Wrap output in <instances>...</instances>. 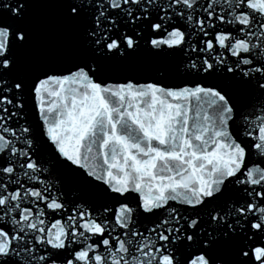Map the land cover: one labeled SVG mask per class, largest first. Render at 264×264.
<instances>
[{
  "label": "snow or ice",
  "instance_id": "6c2138e0",
  "mask_svg": "<svg viewBox=\"0 0 264 264\" xmlns=\"http://www.w3.org/2000/svg\"><path fill=\"white\" fill-rule=\"evenodd\" d=\"M0 264H264V0H0Z\"/></svg>",
  "mask_w": 264,
  "mask_h": 264
}]
</instances>
